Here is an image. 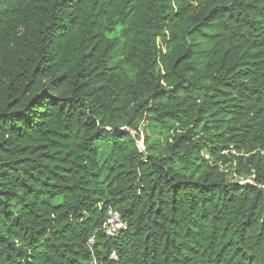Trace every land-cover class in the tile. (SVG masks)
<instances>
[{
    "label": "trees",
    "instance_id": "1",
    "mask_svg": "<svg viewBox=\"0 0 264 264\" xmlns=\"http://www.w3.org/2000/svg\"><path fill=\"white\" fill-rule=\"evenodd\" d=\"M263 151L264 0H0V264H264Z\"/></svg>",
    "mask_w": 264,
    "mask_h": 264
},
{
    "label": "built area",
    "instance_id": "2",
    "mask_svg": "<svg viewBox=\"0 0 264 264\" xmlns=\"http://www.w3.org/2000/svg\"><path fill=\"white\" fill-rule=\"evenodd\" d=\"M130 133L132 134V136H135L134 131H130ZM136 143H137V147L139 148V150L144 151L143 141H141L140 138L136 140ZM262 153H264V151ZM230 178L232 181L238 182V183H252L251 179H244L243 177H238L234 173L230 175ZM125 228H126V224L122 220L120 213L117 210L109 207L106 210L105 221L103 222L101 226L102 232L108 237H115L118 235V233L121 230H124ZM93 244H94V239L93 237H91L87 240V246L90 250L92 249ZM110 256L112 258H115V253L112 252ZM91 264H97V263L93 259L91 261Z\"/></svg>",
    "mask_w": 264,
    "mask_h": 264
},
{
    "label": "water",
    "instance_id": "3",
    "mask_svg": "<svg viewBox=\"0 0 264 264\" xmlns=\"http://www.w3.org/2000/svg\"><path fill=\"white\" fill-rule=\"evenodd\" d=\"M125 130V128H118V127H114L111 131L113 135H118L120 133H122Z\"/></svg>",
    "mask_w": 264,
    "mask_h": 264
},
{
    "label": "rangeland",
    "instance_id": "4",
    "mask_svg": "<svg viewBox=\"0 0 264 264\" xmlns=\"http://www.w3.org/2000/svg\"><path fill=\"white\" fill-rule=\"evenodd\" d=\"M139 138H140L141 141H143V139H144V133L141 132L140 135H139Z\"/></svg>",
    "mask_w": 264,
    "mask_h": 264
}]
</instances>
